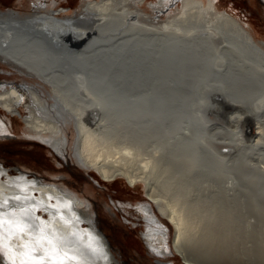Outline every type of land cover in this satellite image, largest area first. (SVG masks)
<instances>
[{
    "label": "bare ground",
    "instance_id": "obj_1",
    "mask_svg": "<svg viewBox=\"0 0 264 264\" xmlns=\"http://www.w3.org/2000/svg\"><path fill=\"white\" fill-rule=\"evenodd\" d=\"M219 2L81 0L65 8L59 0H32L28 11L0 6V70L20 74L19 81L0 78V113L9 122L0 117V137L13 133L9 115H16L24 133L63 156L71 123L76 162L104 180L121 176L130 186L142 185L148 196L136 205L146 227L142 237L151 255L164 264H170L167 258L175 253L188 264H254L246 257L235 258L237 250L229 239L235 226L213 217L201 223L204 211L238 210L236 203H216L202 195L203 181H210L203 180V153L216 166L227 167L215 173L228 190L236 181L230 167L235 168L240 150L264 142V91L255 97L251 92L252 101L245 108L250 96L244 87L241 94L233 88L239 73L230 76L232 69H243L264 79V42L256 41L250 24L218 9ZM144 40L146 48L139 45ZM155 42L164 54L179 58L178 71L184 66L201 80L211 98L207 100L216 104L215 113L221 109L219 102L228 108L225 126L220 121L222 128L209 124L197 113L196 124L184 118L170 130L168 106L154 108L149 95L145 100L134 97L130 107L124 106L120 95L105 91L132 80L134 68L115 67L114 57L139 56L141 50L152 56ZM119 70L130 76L118 75ZM248 80L252 79L244 83ZM43 86L50 87L48 95H43ZM222 94L235 101H226ZM209 125L215 128L211 134ZM231 126L237 127L234 133L227 130ZM216 136L237 141L219 148L211 140ZM241 141L248 146L243 148ZM257 160L254 167L264 176V155ZM155 209L172 225L171 237L170 227L162 224ZM96 219L90 203L67 188L37 175L29 177L23 170L11 174L0 164V264H123ZM263 249L258 261L264 260Z\"/></svg>",
    "mask_w": 264,
    "mask_h": 264
},
{
    "label": "rangeland",
    "instance_id": "obj_2",
    "mask_svg": "<svg viewBox=\"0 0 264 264\" xmlns=\"http://www.w3.org/2000/svg\"><path fill=\"white\" fill-rule=\"evenodd\" d=\"M59 1L61 2L60 7L69 8L76 6L81 0ZM219 1V5L217 6L218 9L226 10L237 18H240L241 20L250 24L251 28L253 29V35L256 38V41L260 44H263L264 3L262 2V0ZM30 3H32V0H0L1 7H13L21 11H28ZM154 48V51H156L157 48ZM134 56L139 59V56L131 53H127L126 55H118L112 59V64L115 67H127L129 69L134 68L133 73L136 74V71H138V64ZM151 57L152 56L149 55V58ZM148 64L153 67V61L151 59L150 63L148 61ZM178 66L179 64L176 65V68H178ZM179 70L185 71L187 69L184 66H181L179 67ZM232 70L233 72L230 71L231 75L230 73H228L230 76H237V73H239V75L237 76V78L239 77V83H237L238 85H235L233 87L234 90L236 89V93L241 94L246 92L247 90V93L245 94L250 96L258 89L261 90V92L264 91L262 90L264 88V79L260 78L258 80V75L256 78L253 77L255 75L251 77L249 73L246 72V74L245 70L243 69ZM240 71H243V73H241ZM251 71L253 72V70ZM256 71L257 70H255L254 73ZM214 75L215 73L213 72L210 74L211 77ZM243 75L245 76L243 77ZM18 76H20V74ZM18 76L16 74L10 73V71H8L7 69L0 70V78H4V80L19 81L20 77ZM186 77L187 75L184 78ZM189 77L190 78H186L185 80L190 82L192 81L193 84L198 85L199 97L196 99L192 98L195 101L196 105L191 112H188L190 114H186L184 110H177L176 112H173L172 114L169 113L166 116V118H168L167 124L172 127L170 130H174L180 124H182L184 122V118L188 121L190 118V123L196 124L197 119L195 115L197 113H200L202 116H204V118L206 117V119H209V124H218L220 126L219 123L214 121V109L210 110L211 113H209V111L207 110V108H210V105L215 108L216 104L212 100H207L208 91H203V83H201V80L197 81L195 79L196 81H194L193 74L189 75ZM237 78L235 79V81H237ZM247 78H251L253 81L248 80V82L244 83L245 79L247 80ZM254 78L257 80V82H255L256 80ZM29 79H31L32 82H35L34 78ZM240 80H242L241 83L243 82L244 84L242 83L241 85ZM253 82H255L256 84L254 83L252 85ZM255 85L257 86L255 87ZM122 87L119 86L117 89H120ZM41 89L43 95H48L51 92L49 86H43L41 87ZM207 89L209 91L214 90L212 87H207ZM209 99H211L210 96ZM183 100L184 99H182V101ZM188 100L190 101V99ZM188 100H184L185 103L182 101L179 102H182V105H184L183 107H185V104L187 105L189 103L187 102ZM244 101V106L245 108H247L252 100L249 101L248 99L247 101ZM151 104L152 103H150V105ZM219 105L220 108L228 110L224 104L219 102ZM226 112L229 113V110ZM9 116L13 120L11 127L13 133L9 134L10 136L4 135L3 137H0V164L4 168H7L9 172H11V174H16L17 170H23L29 177L37 175L38 177H41L48 182H55L61 187L67 188L71 192L75 193L84 201H88L92 208L93 215L95 214L97 218V226L99 227L100 231L103 232L109 239L112 251L123 264L162 263L157 261L151 255L142 237V232L146 231V227L144 219L141 217V213L136 210V205L144 202L145 200H148V196L144 192L141 184L130 186L121 176L117 177L114 180H104L95 170L86 169L85 167H82L80 163L76 162V158H74V156L72 155L76 133L71 123L67 124L65 131V134L69 140L67 147L68 152L66 151L65 155L63 156H58L46 143H43L42 141V143H40L38 142V138L30 137L29 135L24 133V124L20 117H17L16 115ZM0 117H4L5 121L9 124L3 113H0ZM131 122L130 123L132 125L134 124V128H131L132 130L134 129L132 132H136L137 130L135 128L138 127H136V123H133V120ZM223 124L225 126L227 122L225 121V123ZM241 127L242 124L238 126V129ZM220 130H218L217 134L227 135L225 134V132H222L223 130ZM227 130L231 133H234V131L237 130V127H227ZM214 131L215 128L209 125L207 133L211 134ZM245 136H247V134H245ZM216 137L217 138H211V140H215V145L216 142H218L216 146H218L219 148L224 146V148H226L228 147L226 145H233L235 141H237V139H233V137L231 138L232 141L228 140L230 139L229 137L225 138L224 140H222L220 136ZM243 144V148L248 146L247 143ZM262 144L264 146V142ZM263 146H259L255 149L246 148V150H240V153H243H239L238 159L235 160V168L233 167V165L230 167V170L236 176V181L234 185H232L228 190H224V188L222 187L223 179L220 181V183L218 180V174H222L224 169H226L227 167H225L224 165L216 166L211 161V156L204 153L202 160L203 180H210L203 181V184L201 185L202 195L207 196L208 199L210 198V200L216 203H236L238 210H235L234 212L232 210L227 214L215 212L213 214V211H204L202 212L203 216L201 223L204 221L210 222V218L213 217L214 221H218L220 223H231L233 227L235 226V233H233L229 238L235 249L237 250L235 258L246 257L249 258V261H252V263L254 264H261L262 262V264H264V260H257V257L261 256L260 253L264 247V239L261 241L258 240L260 237L264 236V176H259L260 172L254 167L256 162L258 161L257 159L264 155ZM244 152L247 155H245ZM247 157L248 160L246 161ZM248 161H250L251 164H248ZM215 163H217V161H215ZM261 163V165H264L263 160ZM137 164H140V162H137ZM216 170H218V174L215 173ZM237 175L239 177H237ZM196 189L197 191L199 190V183L197 184ZM225 195H227L228 199L224 198ZM154 211L161 219L162 224L168 225L170 227L169 234L171 237L173 235L172 225L165 217L161 216L159 212L156 211V209ZM167 259L170 264H172L171 261H173L174 264H188L182 259V257H180L179 254L176 253L173 255H169ZM239 260L243 261L244 259L239 258Z\"/></svg>",
    "mask_w": 264,
    "mask_h": 264
},
{
    "label": "water",
    "instance_id": "obj_3",
    "mask_svg": "<svg viewBox=\"0 0 264 264\" xmlns=\"http://www.w3.org/2000/svg\"><path fill=\"white\" fill-rule=\"evenodd\" d=\"M154 44L156 45L155 46L156 48L160 46L159 42L157 43L155 42ZM139 45L142 48H146L147 41L146 40L141 41ZM157 45L159 46L157 47ZM134 58L137 60L138 71H136V74L133 73V76H130L132 80L130 81L129 79V81H127L126 79L124 82L127 83H124L123 87L120 89H115V91H113L110 89L108 90L106 88L105 91L107 92L111 91L113 94L120 95L119 97L121 100V104H123L124 106L128 105L130 107L133 104L131 102L134 99V97L145 100L147 99V96L150 95L148 99L151 101L150 103L153 104L151 105L154 108L157 107L156 109L163 108L164 106H168L167 109H169V113L176 112L177 110H184L186 114H190L188 112H191L196 105L193 99L199 97L198 85L193 84L192 81L190 82L185 80L186 78L187 79L190 78L189 75L193 74L194 81H196L195 80L196 76L193 73V71L191 70L178 71L176 68L175 60H177L178 62L179 58L174 59L172 55L164 54V51H162V49L161 50L157 49L155 53L152 54L151 58H149L147 52L141 50L139 59H137L135 56ZM150 59L153 61V67L150 64H148V61L150 63ZM123 71L124 70H119L118 75L122 74L124 75L123 77L126 76L127 78L130 75V73L124 71L125 72L124 74ZM186 75L187 77L184 78ZM258 93H260L259 89L255 93H253L254 95L251 96L255 97V95ZM220 96L222 98L224 97L226 101H230V102L235 101L234 100L235 98L231 97L228 94L226 95L222 94ZM251 96L248 97L249 101L251 100ZM182 99L184 100L190 99V101L189 100L187 101L189 103L187 105L185 104V107H183L184 105H182V102L185 103V101L184 100L182 101ZM209 107L210 108H207L209 113H211L210 111L211 109H214L213 112L214 121L216 122L220 121L221 124L223 125V123H225V121L227 120V115L229 113H227L226 111L228 110H224L223 108H221L218 113H215L217 112L215 111V108L212 105H210ZM205 118H203L202 120H204Z\"/></svg>",
    "mask_w": 264,
    "mask_h": 264
},
{
    "label": "flooded vegetation",
    "instance_id": "obj_4",
    "mask_svg": "<svg viewBox=\"0 0 264 264\" xmlns=\"http://www.w3.org/2000/svg\"><path fill=\"white\" fill-rule=\"evenodd\" d=\"M153 256V255H152ZM154 257V256H153ZM155 258V257H154ZM156 259V258H155ZM157 261H159L160 263H161V261L160 260H158V259H156ZM170 260V259H169ZM171 261V260H170ZM172 262V264H174L173 263V261H171ZM161 264H163V263H161Z\"/></svg>",
    "mask_w": 264,
    "mask_h": 264
},
{
    "label": "snow or ice",
    "instance_id": "obj_5",
    "mask_svg": "<svg viewBox=\"0 0 264 264\" xmlns=\"http://www.w3.org/2000/svg\"><path fill=\"white\" fill-rule=\"evenodd\" d=\"M17 199H19V198H17Z\"/></svg>",
    "mask_w": 264,
    "mask_h": 264
}]
</instances>
